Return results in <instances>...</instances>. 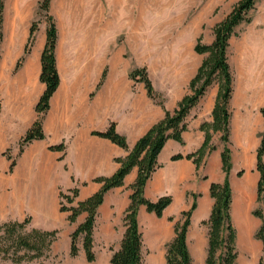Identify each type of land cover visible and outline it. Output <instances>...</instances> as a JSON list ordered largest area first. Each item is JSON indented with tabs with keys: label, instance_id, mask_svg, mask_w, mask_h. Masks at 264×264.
I'll list each match as a JSON object with an SVG mask.
<instances>
[{
	"label": "rangeland",
	"instance_id": "obj_1",
	"mask_svg": "<svg viewBox=\"0 0 264 264\" xmlns=\"http://www.w3.org/2000/svg\"><path fill=\"white\" fill-rule=\"evenodd\" d=\"M40 1H6L4 42L0 61V134L8 137L6 141L11 146L0 152V223L14 220L7 218L12 213L2 206L1 197L15 195L26 205V215L19 221L30 217L28 229L36 228L28 208L31 205L30 197L33 193V177L36 175V169H33L34 164L31 161L21 162L23 154L32 146V144L28 145L23 152L19 147V141L29 128L32 116H28L25 110L21 118L15 117L16 101L22 100L24 103L22 107L25 108V101L30 97L29 87L25 84L22 89L17 83L22 66L18 70L16 66L24 55L33 22L38 24V29L32 53L42 51L45 46L48 23L45 18L37 15ZM241 1L53 0L50 13L58 29L57 61L63 87L75 90L73 102L80 98L83 91H86V100L90 104L104 70L107 72L111 69L116 77L128 73L130 80H133L131 72L136 68L145 67L156 91L161 95L160 99L164 100V105L168 99L179 104L185 95L191 93L190 82L204 58L208 56L196 50L198 43H212L215 39V26L225 20ZM248 17L250 21L239 25L230 40V62L235 75V97L233 96L231 104L234 120L239 110L238 100L245 91L256 94L257 102L264 100V0L256 1ZM87 36L93 39L92 45L90 44L89 50L87 49L88 53L80 58L81 52L86 49L83 41ZM38 82L41 84L39 78ZM218 91L219 84L215 83L208 89L197 107L202 111L213 99L216 100ZM249 105L256 113L264 109V104ZM212 111L206 116L210 122L213 120ZM36 116L37 114L34 113V119ZM236 142L234 129L230 144L233 161L239 158ZM212 144L216 150L206 154L199 175L201 178L216 175L224 180L226 173L220 156L224 148L221 133L213 135ZM170 152L171 147L167 149V153ZM214 158L216 166L212 169L211 162ZM13 160L16 161V166L11 171L10 165ZM6 162L8 165L5 164ZM191 200L196 201L197 195H192ZM174 211L177 213V208ZM173 218L170 222L175 225L181 219V214ZM206 220L208 218L203 221ZM203 221L191 225L188 243L193 252L204 248L207 257L208 243L206 245L202 243L204 240L208 241L209 225ZM122 227L125 231L124 223ZM144 227L142 229L144 244L148 245V223ZM235 228L239 252L238 264H264L262 247L259 248L258 254L251 253L252 245H244V239L248 238L249 234L242 232L236 226ZM118 236H120L119 232L112 250H115V245L121 243L122 239ZM250 238L254 244L263 245L262 241L256 238V232ZM58 243L60 247L67 245L63 236ZM78 245L80 251L84 252L82 240ZM96 245L102 244L97 242ZM149 253L150 251L144 248L145 264H151L147 260ZM194 257L196 264L197 255ZM73 258L75 257L70 253L58 256L51 250L49 258L44 263L72 264ZM40 263L24 261L19 264ZM0 264L16 263L0 255Z\"/></svg>",
	"mask_w": 264,
	"mask_h": 264
},
{
	"label": "crops",
	"instance_id": "obj_2",
	"mask_svg": "<svg viewBox=\"0 0 264 264\" xmlns=\"http://www.w3.org/2000/svg\"><path fill=\"white\" fill-rule=\"evenodd\" d=\"M42 51L31 52L17 78V83L22 89L25 84L29 87L30 97L25 101V108L22 107L24 104L22 100L16 101L15 117H20L26 110L28 116H32L29 127L35 120V106L45 89V85L41 81V84L38 82L42 69ZM101 79L90 104L86 100V91H83L80 98L73 102L75 90L63 87L62 79L59 89L51 100V109L44 123L46 138L34 141L21 158V162L31 161L34 164L33 169H36V175L33 177V193L30 197L31 205H27L34 226L44 230H60L58 239L52 246V252L58 256L70 253V235L86 217L82 214L76 222L70 223L69 213L60 211V191H67L78 185L80 189L78 200L87 199L102 186L93 180L99 176L113 175L120 167L116 158L128 155L127 150L109 139L93 135L92 132L105 131L114 122L117 131L126 137L128 146L132 149L153 125L164 119L166 110L173 111L178 105L177 101L168 99L163 108L148 96L145 85L130 80L128 73L116 77L115 72L110 69L102 85L99 86ZM14 82L11 84L13 85ZM255 98L256 94L245 91L238 100L239 110L235 120L233 114L231 117V139L233 140L235 129L239 149V158L235 161L232 159L229 176L233 192L232 221L234 220V226L250 237L254 232L257 233L263 224L262 219L257 217L254 211L261 207L264 213V201L262 204L258 201L260 172L257 169V151L264 133V115L262 111L254 112L249 105L261 106L264 100L257 102ZM214 104L213 99L202 111L198 107L192 110L193 116L189 117V128L183 133L184 142L179 143L173 139L167 141L159 156L161 167L146 185L144 195L147 199L155 201L163 195L173 197L172 204L161 218L153 212H148L143 205L139 209L138 219L142 229L146 223L149 226V244L144 248L150 251L147 260L151 264L166 262V245L175 235V225L171 224L170 218L189 210L194 203L191 200L194 194L197 195V208L193 212L191 225L199 224L209 218L214 205L210 192L211 184L224 182L226 179V174L224 180L216 175L201 178L200 167L197 168L193 160L172 159L173 155L186 156L201 148L205 140V132L201 130V125L205 121L210 122L206 116L213 110ZM7 139V136L0 134V152L11 147ZM63 141L67 146L65 153L46 148ZM169 147H171L170 154L167 153ZM62 156L63 159H60ZM5 164L8 165V162ZM211 166L212 169L216 166L215 158ZM240 169L244 171L241 177L238 175ZM137 175L138 169L134 168L126 176L123 186L114 188L106 194L104 203L99 208L95 242H100L102 245L95 243L96 260L88 262L85 252L80 251V255L73 258L72 264H112L114 251L111 248L116 242L117 233L120 234L119 239H122L125 233L122 227L123 218L131 202L132 185ZM1 204L12 213L7 218L22 220L26 215V205L18 196L4 195L1 197ZM176 208L177 213L174 211ZM61 236L67 243L63 247L58 243ZM207 243L208 241L204 240L202 245ZM119 246L115 245V250ZM260 247L263 249V245H252L251 253L258 254ZM190 252L192 257L197 255L196 264L205 263L204 248H199L195 252L190 249Z\"/></svg>",
	"mask_w": 264,
	"mask_h": 264
},
{
	"label": "trees",
	"instance_id": "obj_3",
	"mask_svg": "<svg viewBox=\"0 0 264 264\" xmlns=\"http://www.w3.org/2000/svg\"><path fill=\"white\" fill-rule=\"evenodd\" d=\"M6 1L0 0V61L4 42ZM52 1L41 0L37 11V15L45 18L48 23L46 43L41 54L42 69L40 73V81L45 85V89L35 106L36 119L19 141L21 152L34 141L46 138L44 123L51 109V100L61 84L57 61L58 29L55 19L50 13ZM256 1L242 0L225 20L215 26V39L212 43H198L196 50L201 54H208V56L204 58L190 82L191 93L185 95L173 111L166 110L164 119L153 125L132 149L129 148L126 137L117 131L114 122L105 131L92 132L93 135L109 139L127 150L128 155L116 158L120 167L113 175L99 176L93 180L102 186L99 191L87 199L78 200L79 186L67 191H60V211L69 213L68 220L70 223L76 222L80 215H86L85 220L70 235V255L72 257L79 255L80 247L78 244L82 240L87 261L94 262L96 260L95 230L99 208L104 203L106 194L114 188L123 186L126 176L134 168H137L138 175L132 185L131 202L123 218L126 230L119 248L113 250L111 263L145 264L144 233L138 219L140 206H145L148 212H153L161 218L173 202L171 195H163L155 201L147 199L144 195L146 185L161 167L159 156L167 141L173 139L179 143L184 142L183 133L189 128V117L192 110L200 104L208 89L218 83L219 91L212 111L213 120L212 122H203L201 125V130L205 132L203 145L197 151L186 156L182 154L173 155L172 159L187 158L193 160L199 168L206 154L216 150L212 144L213 135L221 133V140L224 143L221 159L226 179L224 182H213L210 187L214 205L208 220L203 221L209 225L205 264H238L237 231L231 214L233 192L229 181L232 170L231 102L234 96L235 82L234 70L230 62V40L239 25L250 21L248 14L255 7ZM37 26L36 22L32 23L24 55L16 66L17 70L32 52ZM106 74L107 72L104 71L99 86L102 85ZM131 78L138 83H143L148 96L165 108L164 100L160 99L161 95L156 91L147 68L134 69L131 72ZM262 113L264 115V109ZM66 147V143L63 141L51 145L49 149L65 153ZM60 159H63V156ZM15 166L16 161L13 160L10 170L13 171ZM257 169L260 172L258 201L262 204L264 201V133L257 151ZM242 174L243 171H240L239 175ZM196 208L197 202L194 201L189 210L181 213V219L175 224V235L166 245V264H195L189 248L188 233L192 215ZM254 214L263 221L256 233V238L262 241L264 252V213L260 207L254 211ZM173 219V217L170 218L171 221ZM30 220L28 217L24 221L9 220L0 223V255L11 259L16 264L24 261L45 264L44 261L49 258L52 246L58 239L59 230L28 229Z\"/></svg>",
	"mask_w": 264,
	"mask_h": 264
},
{
	"label": "bare ground",
	"instance_id": "obj_4",
	"mask_svg": "<svg viewBox=\"0 0 264 264\" xmlns=\"http://www.w3.org/2000/svg\"><path fill=\"white\" fill-rule=\"evenodd\" d=\"M92 35H90V37H91ZM90 37H86L85 39V41H83L84 42V44L86 45V49L85 50H83L82 52H81V54H80V58H82V56H84V54H86V53H88V50H89V48H90V46L92 45V38H90ZM94 38V37H93ZM91 44V45H90ZM88 49V50H87ZM38 89V88H37ZM37 89H35V90H37ZM35 92V91H34ZM37 93V92H36ZM33 95V94H32ZM34 95H35V93H34ZM244 245H256V244H254V242H252V240H251V238L248 236V238H246V239H244ZM250 247V246H249Z\"/></svg>",
	"mask_w": 264,
	"mask_h": 264
}]
</instances>
